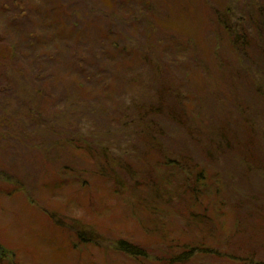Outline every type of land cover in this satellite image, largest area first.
Listing matches in <instances>:
<instances>
[{
    "label": "rangeland",
    "instance_id": "rangeland-1",
    "mask_svg": "<svg viewBox=\"0 0 264 264\" xmlns=\"http://www.w3.org/2000/svg\"><path fill=\"white\" fill-rule=\"evenodd\" d=\"M142 1L147 2L149 17L137 10L133 0H0V124L3 116L9 117V129L0 128V264H170L176 256L159 245L168 235L183 248L209 247L182 264H264V156L257 153L264 151V0ZM215 13L230 14L229 25L235 31H224ZM178 48L184 51L183 58ZM176 62L184 63L179 68ZM192 62H200L204 71ZM143 63L147 65L138 72ZM161 63L162 81L190 99L185 101L189 115L202 98L208 110L194 118L217 128L225 122L213 96L225 91L224 85L236 73L256 77L257 83L249 87L234 90L229 85L234 93L227 90V94L247 105L248 122L262 132L260 139L241 138L240 147L219 159V170L208 164L207 171L227 177L223 208L215 195L205 194L189 208L188 217L179 202L160 203L158 209L138 205L135 191L115 195L110 179L93 174L97 161L65 145L74 133L90 131L89 142L97 132L84 126L91 109H80L83 122L75 119L76 105L82 101L79 95L86 94L99 105L94 112V119L101 121L97 128L117 120L116 125L114 108L124 101L126 106L133 100L153 103L157 87L146 81L153 77V66ZM138 73L146 78L143 86L134 81ZM86 77L91 88L83 82ZM121 95L124 99L114 101ZM66 100L73 106L62 111ZM29 114L36 119L32 124ZM211 123L206 136H212ZM242 124L239 130L245 133ZM139 128L129 129L125 138L132 137L131 151L144 147ZM167 132L168 150L201 161L206 143L190 148L186 129ZM96 135L115 144L117 152L125 145L105 131ZM251 161L249 168L243 164ZM107 173L113 179L112 174L119 175L120 188L129 182L118 168ZM160 175L163 182L165 172ZM179 179H172L170 193ZM71 225L99 239V246L80 244L75 231L63 229ZM122 239L146 250L147 258L135 260L110 247Z\"/></svg>",
    "mask_w": 264,
    "mask_h": 264
},
{
    "label": "trees",
    "instance_id": "trees-1",
    "mask_svg": "<svg viewBox=\"0 0 264 264\" xmlns=\"http://www.w3.org/2000/svg\"><path fill=\"white\" fill-rule=\"evenodd\" d=\"M133 1L134 6L139 5L137 7L138 11L143 13L145 16H150L146 8L147 2H143L142 0ZM84 16H89L88 12H85ZM215 19L217 23L223 25V27L225 28L223 29L224 31H235L232 30V25H229L228 20H232V16L230 14L227 15L225 13V15L223 16L215 13ZM239 19L240 18H238V20ZM144 20L145 19H143V21ZM146 31H148L149 33L151 32L149 29H147ZM106 35L108 36V34ZM237 37L238 35H236V38L234 39L235 41L238 40ZM162 43L163 41H161V44ZM147 45L149 48L154 47L152 44ZM157 45H160V42H158ZM178 49V56H180V58H183L184 51L182 52L181 48ZM237 50H240V48ZM240 52H242L243 55H248V53L243 49H241ZM182 60L185 61V59ZM147 63H143V65L141 64V67L138 68L137 71L142 72ZM183 63L184 62H176V66L180 68ZM192 63L195 64L194 68L197 67L200 69L199 72H201V70L204 71V68L200 62ZM247 65H241V67L248 70V72H251V68H248ZM153 69V77L146 81V83H150L151 86L154 85L157 87L155 93L152 95L153 103L147 105L133 100L130 105L126 106L124 101L120 107L114 108V111L116 113L115 117H117L116 119H118L119 117V122L116 125L114 123H116L117 120L114 122H110V124L104 126L105 128H97V125L101 121H98V119H94V116L96 115L94 112H96L97 109L99 110V105L95 101L91 102V98L86 94L79 95V99L82 101H80V103L76 105L77 116L75 119L83 122L80 115V109H91L92 113L89 114V118L92 120L86 119L84 121V124L86 125L84 126H93L94 129L96 128L97 132H94V138L89 142L88 140L91 139V135L89 134L90 131H85L84 135H75L74 133V135L70 136V138L64 140L66 142L65 145L73 148L74 150H83L87 152L94 161H97L96 166L93 170V174H98L100 177H103L107 180L110 179L108 180V182L111 184L115 195L120 196L123 192L125 193L129 190L135 191L134 199H136V203L138 205L146 206L150 209H158V205L160 203H163L165 205H173L179 202L181 206L186 207L185 214L188 217L191 212L189 211V208H191L192 205H198L200 197L205 194L215 195L216 200L218 201V207L223 208L225 205H227V199L222 196V192L226 188V186H224V182L227 177L224 176L223 173L222 176H220L217 173L207 171V169H209L208 164L210 166L214 165L212 169L219 170L220 167H217L219 159L224 157L226 158L229 153L234 152L236 148L240 147L242 145L241 138L247 140L252 139V141L254 139H260L261 131L256 128L257 126L255 125V123L252 124L251 121L248 122L249 109L247 108V105L241 102L239 99L235 100L236 96L234 95V97H232L230 95L233 94L234 91L230 90L228 87L230 85L234 88V90H237V86L242 88L249 87L254 83H257V81H255L256 77L250 74L236 73L232 78L228 79L230 84H228V86L227 84L226 86L224 85L225 91L217 92L213 96L212 102L213 104L219 106L221 108V111L223 110V118L225 122V125L217 128V126L212 124L210 121L204 122V120L202 119L198 121L197 118H194V116H197L200 111L208 110V108H206L208 107V104H203L202 98H200L199 100V96L196 97L199 101H196L193 115L190 116L189 114L192 113H188L189 109L185 102L186 100L190 102V99L185 98V96L182 94L181 89L177 90L176 87L172 88L171 85L166 84L162 81L161 73L164 72L162 63L160 65H154ZM255 69H257V67ZM138 74L140 75L136 76L134 78L136 80L134 81H137V84L140 83L139 85H145L144 81L146 80V78L144 74ZM195 76L198 77L199 75ZM206 80L207 77L203 75V81L206 82ZM89 81L90 79L86 77L83 82L91 88V85L88 83ZM131 81L133 82V80ZM188 85L186 82H184V87L186 89ZM221 86L222 84H219L218 88H220ZM260 89L261 88L257 86L256 90L258 91V93H261ZM227 90L230 94H227ZM102 95L103 93H101V96ZM144 96L146 95L144 94ZM241 98L246 101L243 95L241 96ZM119 99L124 98H122L121 95L114 98V101L119 102ZM171 100L173 102L172 104ZM72 106L73 104L70 105V101L66 100L62 102L61 109L62 111H68ZM124 109L130 110V113L125 115V111H123ZM131 111L136 114V116H131ZM148 117H152L153 120L148 119ZM27 118L31 121V124L36 120L34 115L30 114L27 116ZM156 118L158 119L157 122L155 121ZM194 119L196 121H194ZM192 121L193 124H195L193 126L190 124L192 123ZM208 122L211 123V125H214V129H210L212 130V136H206L209 135L208 130L210 126ZM242 122L244 123L242 124V126L248 130L245 133H242L239 130V126ZM238 124L240 125L238 126ZM136 126H140V128L137 130V135L139 136L138 138H142V141H139L144 147L143 149L135 147L134 150L131 151L128 149V147L133 146L130 142L132 137L129 138L128 141H126L125 138L129 134L128 130H132ZM174 127H181L182 129H186V136L188 138L187 145L190 148H193L192 144L197 147L199 144L206 143L203 146V152L205 155L201 159V161H196L189 155L175 154L174 152H171L166 148V146L164 145V141L165 137L168 135L167 131H170ZM0 128H2L3 131L9 129L8 116L2 117V124H0ZM2 130L0 133L3 132ZM109 130L113 131L110 132ZM103 131L114 137L116 136L118 140L121 139V142L119 143L120 146L124 143L125 145L120 147L117 152L115 150L117 149L115 147V144L114 146L110 145L111 142L103 140L101 138L99 139V136L96 135L98 133H102ZM204 140L205 142H203ZM262 142L264 143L263 138ZM89 143L91 145H89ZM257 153H261L264 156L263 149L262 151L259 150ZM150 155H152V157ZM124 156H127L126 161H123L124 158L121 159V157ZM244 156L245 154H243L242 157ZM252 163H254V161L248 163L243 162V164L248 168ZM163 166L166 167L164 168ZM116 168L120 169L122 174L125 177L127 176L129 178V182L128 184L124 185V188H120V186H118L122 184V180L119 179V175L112 174L116 175L114 179L111 177H107L110 176L107 173V170L111 173H114ZM162 170L165 172V179L163 182L160 175V172ZM176 177H180L177 189L173 193H170L168 191V188L173 183L172 179ZM137 190H141V193H137ZM146 195H148L147 198ZM193 215L195 214L191 213V216L193 218H198L197 216ZM142 223L144 224L145 222ZM63 229H67V231L72 232L75 231L74 233L76 239L80 244H97L96 246H99V239L94 236H90L86 233L85 230H80L78 228L76 229V227L72 225L64 226ZM150 235H153V233H151ZM161 241L159 243L161 249H163V247H167L169 252L176 256V258H174L170 264H182L186 261H189L194 255L206 253V249L209 248H203L201 245L197 244L191 247H180V244L171 235L164 237ZM110 247L113 248V250H115L116 252L129 256L135 260L146 259L148 256L146 250L141 249L138 245L129 242L128 240L122 239L116 242H111ZM189 249H194V251L191 254H188ZM0 257H2V255H0Z\"/></svg>",
    "mask_w": 264,
    "mask_h": 264
}]
</instances>
